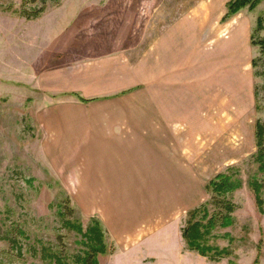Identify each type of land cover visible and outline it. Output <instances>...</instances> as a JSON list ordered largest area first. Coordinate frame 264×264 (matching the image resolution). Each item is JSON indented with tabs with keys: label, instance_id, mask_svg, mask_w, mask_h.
<instances>
[{
	"label": "rangeland",
	"instance_id": "1",
	"mask_svg": "<svg viewBox=\"0 0 264 264\" xmlns=\"http://www.w3.org/2000/svg\"><path fill=\"white\" fill-rule=\"evenodd\" d=\"M228 1L40 0L26 9L43 13L28 18L18 12L22 0H0V264H55L42 247L72 264L87 247L63 222L84 231L91 219L104 232L99 264H264V213L249 184L264 180L254 162V125L264 121V0L224 18ZM109 34L115 53L143 66L147 78L156 67L158 79L168 74L162 61L172 60L179 145L193 147L199 181L195 207L211 199L205 186L215 175L230 168L242 181L226 199L235 206L233 223L209 240L231 255L209 261L187 250L174 222L161 236L123 248L109 237L104 203L77 199L82 147L58 135L68 124L58 116L67 99L83 97L58 90L57 73L83 59L74 49L80 45L92 59L109 54L93 49L106 48ZM219 209L209 204V213Z\"/></svg>",
	"mask_w": 264,
	"mask_h": 264
},
{
	"label": "crops",
	"instance_id": "2",
	"mask_svg": "<svg viewBox=\"0 0 264 264\" xmlns=\"http://www.w3.org/2000/svg\"><path fill=\"white\" fill-rule=\"evenodd\" d=\"M108 36L109 43H102L106 48L93 49H109V54L92 59L91 48L80 45L74 49L83 59L58 70V90L90 100L65 101L58 121L68 124L59 127L58 135L82 147L77 199L104 203L109 237L131 249L155 233L161 236L173 222L181 235L178 225L195 207L199 181L193 147L179 145L172 60L162 61L168 74L158 79L156 67L147 78L143 66L115 53L117 38Z\"/></svg>",
	"mask_w": 264,
	"mask_h": 264
},
{
	"label": "trees",
	"instance_id": "3",
	"mask_svg": "<svg viewBox=\"0 0 264 264\" xmlns=\"http://www.w3.org/2000/svg\"><path fill=\"white\" fill-rule=\"evenodd\" d=\"M40 0H22V9L18 10L21 15H26L28 18H37L43 13L44 8H34L31 11H27L26 6L38 3ZM263 0H229L225 7L227 12L224 18L230 17L237 13L240 9L248 7L249 10L256 8ZM223 18V19H224ZM258 28H262L261 18L257 21ZM258 44L261 50L264 51V39L260 40ZM83 103H88L90 100L79 98ZM255 137L257 151L254 156V162L257 163V168L260 174L264 175V121L256 122ZM235 172H231L228 168L226 172L219 173L211 179L205 186V189L212 194L211 199L194 207L186 212V219L184 225L181 227V238H183L186 249L195 251L199 255L208 257L209 261H218L224 257L231 255V251L228 248H219L209 244V240L212 236V231L217 227H227L233 223L232 212L235 210V206L232 202L226 200L227 196L232 194L235 190L239 189L242 185V181L235 175ZM250 187L255 195V202L258 207V211L264 213V198L262 194L264 192V180L260 182L257 178H253L250 182ZM209 204L220 207L219 210L209 213ZM58 214L64 216V213L58 211ZM63 225L79 233L83 238L81 244L86 245L87 249L82 256L78 255L74 258L72 264H99L97 255L104 254L106 252V245L104 240V232L101 229V224L95 219H91V225L88 228L82 230L80 224L76 225L66 220ZM19 235H23V232L17 231ZM228 237V234L225 235ZM43 256L50 261H54L55 264H69L65 261L64 256L58 255L56 252H52L49 248L42 247Z\"/></svg>",
	"mask_w": 264,
	"mask_h": 264
}]
</instances>
